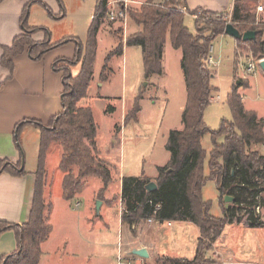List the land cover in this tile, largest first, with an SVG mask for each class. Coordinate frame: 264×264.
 Wrapping results in <instances>:
<instances>
[{
  "label": "trees",
  "instance_id": "16d2710c",
  "mask_svg": "<svg viewBox=\"0 0 264 264\" xmlns=\"http://www.w3.org/2000/svg\"><path fill=\"white\" fill-rule=\"evenodd\" d=\"M5 0H0V3ZM264 1V0H263ZM109 0H99L96 16L90 26L86 44L76 38H66L52 44L51 34L45 29L28 25L30 9L33 5L43 6L50 17L57 18L49 7L41 1L29 3L22 15L23 33L17 36L10 48L3 49L2 66L14 72L13 58L28 53L33 61H40L53 49L75 43L76 56L73 59H59L54 70L63 73V110L52 122L45 126L36 121H25L18 125L16 145L23 151L19 137L23 125H36L41 131L38 168L35 172L36 184L30 214L26 224L0 221V236L12 231L16 235L18 249L11 255L0 258V264H40L42 244L50 237L52 203L45 198L47 185L46 157L52 144L62 147L59 164L64 174L63 197L73 201L85 188V179H101L107 187L112 180L111 166L97 153V126L89 107L80 106L87 97L94 76V64L98 49V34L108 18ZM160 0H148L139 10H131L130 19L140 30L126 39V46L142 49L146 77L164 74L162 59L164 47L169 40L173 48L182 50V70L187 88V103L182 115V130L171 131L167 149L171 160L159 169L156 180L157 190L149 192L147 185L152 182L147 177H124L122 182L123 220L129 224L141 223L155 217L163 222H191L200 230L195 257L181 261L162 256L154 264H216L210 253L213 245L230 224L243 223L257 229L264 227V218L256 213L255 207L264 206V124L253 112L244 108L239 86L235 85L227 99L231 120H222L218 130H212L205 122L206 109L211 105L217 88L213 84L214 74L208 65L210 48L225 35L231 23L241 32L257 31L254 42L237 41L241 50L250 49L256 59L264 58V27L254 25L259 0H235L232 15L211 13L202 10L195 20L196 33L185 24L186 15L180 8H187V0H169L155 5ZM61 3V2H60ZM255 13V14H254ZM46 33V39L36 42L32 36ZM124 41L106 58L101 79L106 81L110 74L109 64L113 57L122 55ZM81 64V72L73 77L71 69ZM141 94L126 122L135 120L140 111ZM210 135L213 150L208 154L203 148V139ZM223 138L222 144L218 139ZM209 158V176L204 174V162ZM22 163L3 162L0 175L10 173L24 176ZM208 181H216L221 194L223 217L211 214V203L203 199V189ZM225 196L234 199L233 206L226 209ZM160 209L155 214V207ZM148 264L147 260L146 263Z\"/></svg>",
  "mask_w": 264,
  "mask_h": 264
},
{
  "label": "crops",
  "instance_id": "0c3cea01",
  "mask_svg": "<svg viewBox=\"0 0 264 264\" xmlns=\"http://www.w3.org/2000/svg\"><path fill=\"white\" fill-rule=\"evenodd\" d=\"M36 0H5L0 3V165L3 162H10L13 164L22 163L23 170L26 171L24 176H15L10 173H2L0 175V221H5L13 224H26L30 220V214L32 209V203L34 198L35 184H36V176L35 172L37 168L32 171H27L24 167V150L21 151L15 142L16 139V131L18 125L22 124L25 121H36L40 122L43 125H49L52 120L62 112L63 104H62V95L64 93V81H63V73L54 70L55 62L59 59H73L76 56L77 45L75 43H68L66 45L57 47L52 51L48 52L40 61H33L28 53H24L17 57L13 58L14 63V72L13 74L10 71L2 66V56L3 49L10 48L13 45L15 38L23 33V27L21 23L23 12L26 6ZM46 4L52 13L57 18H52L49 16L47 10L39 5L35 4L30 9L28 25L31 28L45 29L56 28V23L62 21L66 18V15L63 12H59L57 3L54 0H38ZM145 1V0H142ZM235 0H187V8L189 12H195L197 10H202L211 13H228L230 16L232 15V11L234 8ZM60 2V1H59ZM99 2L94 5L93 13L90 16V20L88 24H86V37H63L62 35L57 33V37L51 39L52 44H57L63 41L66 38H76L80 40L83 44H86L88 38V32L90 26L96 16V9ZM113 29V28H112ZM112 29L107 28L105 24L101 27V30L98 34V49L96 60L94 64V76L90 83L87 97L80 102V106L91 108L94 116V120L97 126V138H96V147L97 153L101 159L105 160L110 166L111 164L107 161V159L114 158L115 154L119 149L123 148V133L125 134L128 127H134L133 131L140 130L142 122L144 120L143 117L151 116L153 112L151 105L145 106L143 103V99L140 102V111L137 114L135 120L131 122H126V118L129 112L134 108L137 98L142 94V90L138 95H134L133 99L129 104H124L119 107H114L110 113H105L104 118L98 121L97 115L94 109V105L91 103L92 100H102L104 98H113L115 97L114 91L120 87V84L115 82L116 63L120 64L119 58L121 56L123 61L122 68V79L124 81L125 70L127 68V64L130 60H136L137 62H141L142 67V76L145 80H147V86H154L158 88H163L166 90V85L163 83L167 75L168 71L171 68L176 66L178 70L176 72L177 80L179 87L182 90L186 91L185 101L183 103V110L181 112V119L176 125H171L168 122L166 126L165 132L162 134L164 143L162 144V149L159 151L154 158L152 168L149 172L142 171L141 173H134L130 169L132 173L130 176L115 175V178L112 177L111 183L117 185V193L121 195L122 191V182L124 177H147L152 180V182L156 183V180L159 176V169L165 167L169 164L171 160V154L167 149V143L169 139V135L173 130H182V115L185 110V106L187 103V88L184 73L182 70V59L183 53L180 49H174L170 43H166L164 47L162 66L164 70V74L160 75H151L150 77H146L143 63V54L142 49L137 46L128 47L126 46V39L128 38V34L124 37V49L122 55H116L112 58L109 64L110 74L106 81H102L101 76L103 69L106 65V58L104 59V64L102 65L99 60V53L103 47L111 52L116 49L117 42L116 37H114L112 33ZM139 31V29H137ZM137 32V31H136ZM46 35V34H45ZM223 37V36H222ZM32 38L36 42H42L46 39L44 38V34L42 31L35 33ZM114 41H112V39ZM234 39V38H233ZM235 40V39H234ZM170 45V46H169ZM235 56L236 62L241 63L242 57L237 56V51L239 50L237 41L235 40ZM136 49V50H133ZM220 61L219 57L216 56ZM264 73V70L259 67ZM180 71V73H179ZM81 72V64L74 66L71 69V73L73 77H77ZM244 72V70H243ZM248 77L244 79H239L235 81L232 89L235 85L239 86L238 92L243 98L244 108L247 112H253L257 115L258 120L263 121L264 124V115L262 112L255 107H247L245 91L240 88H249L250 83ZM123 84V83H122ZM215 86V85H214ZM216 87V86H215ZM124 88V84L122 85V89ZM217 88V87H216ZM124 93V90H122ZM228 99V98H227ZM222 97L220 94L216 95L212 101H221ZM227 102V101H226ZM151 108V110H148ZM148 120V119H147ZM149 121V120H148ZM207 124V123H206ZM30 127H37L33 124L23 125L20 135L27 131ZM38 128V127H37ZM124 130V131H123ZM40 137L41 131L39 129ZM121 135V138L119 136ZM40 140V138H39ZM57 144V143H54ZM51 148V147H50ZM23 149V148H22ZM213 148L210 151L211 152ZM49 152V151H48ZM62 157V156H61ZM48 154L46 157V169L48 163ZM61 161V159H60ZM60 164V163H59ZM122 164V161H121ZM123 168V164L121 165ZM60 169V167H59ZM126 169V165L124 163V170ZM210 174V171H209ZM209 176V175H208ZM63 179L64 174L61 171V174L58 176V180L55 183V178L51 177L50 173L47 171V185L45 189V198L52 203V213H51V224L53 226L52 233L47 241L42 244V257L40 259V264H49L51 260V255L54 252H57L64 246L70 243V235H65L60 237V239L56 240L54 235L56 233V224H61L64 226L66 219L68 216H73V208L71 201H67L63 197ZM110 183V184H111ZM110 184L105 187L102 182V187L97 194V197L101 199H109L108 188H110ZM86 186V184H85ZM218 187V186H217ZM102 192L105 193V196H101ZM221 198V194H220ZM99 200V199H97ZM102 201V200H99ZM103 203V201H102ZM233 202L229 205V207L233 206ZM80 203L77 204L76 208H79ZM102 206V205H101ZM105 206L104 217L108 222V226L114 223L118 224L119 215L118 213L113 214V208L107 204ZM102 206V207H103ZM124 206V204H123ZM222 206V204H221ZM228 207V208H229ZM223 208V207H222ZM226 208V209H228ZM124 209V208H123ZM102 208L98 214H102ZM224 213V210H223ZM214 216V215H213ZM217 217V216H216ZM59 218V219H58ZM64 221V222H63ZM57 222V223H56ZM125 223V237L126 243L130 246V253L135 249H146L149 258L143 259L138 257L137 261L139 264H145L146 260L156 259L162 256H169L174 259H178L181 261L192 260L195 257L197 243L200 238V230L199 228L191 222H163V223H154L151 225L142 223H134L129 224ZM192 224V233L196 236V240L193 244L187 246V240L184 232L187 229V225ZM178 228L176 232H172L171 229L175 226ZM234 225V224H232ZM246 225V224H245ZM127 228L132 230L137 229L138 234L135 238H131L128 235ZM166 228L170 231L167 232L166 235H163L164 240H167L166 246L162 242H159L161 239L160 234L162 233V229ZM89 235H91V230H88ZM116 233V232H115ZM116 238V239H115ZM113 241L109 244V251H107V257L110 259V264H115L116 260V252H117V233ZM177 240L179 243L177 247H171L169 241ZM69 241V242H68ZM219 242V241H218ZM162 243V246L160 245ZM168 244V245H167ZM18 249V243L16 239V235L14 232L9 231L0 236V258L11 255ZM227 253L231 254L228 249ZM221 253L223 251H220ZM224 253V252H223ZM132 254V253H131ZM89 258L94 257V261L96 260L95 256L97 255L96 247L88 248ZM229 257H232L229 255ZM228 257V258H229ZM233 258V257H232ZM96 262V261H95ZM256 262V261H255ZM264 263V262H262Z\"/></svg>",
  "mask_w": 264,
  "mask_h": 264
},
{
  "label": "rangeland",
  "instance_id": "374dc122",
  "mask_svg": "<svg viewBox=\"0 0 264 264\" xmlns=\"http://www.w3.org/2000/svg\"><path fill=\"white\" fill-rule=\"evenodd\" d=\"M57 3L59 12H63L66 18L59 23H56V28H46L51 34V39L57 37V33L63 37H86V24L90 20V16L93 13L94 5L99 0H54ZM61 3H60V2ZM148 1V0H145ZM264 4L263 0H259V4ZM258 4V5H259ZM142 6H137L134 10H139ZM131 12V11H130ZM255 14V13H254ZM262 16H255L254 25L262 27L258 19L261 20ZM231 18L229 17V23ZM107 28H113L112 33L116 37V42L125 41V36L138 32L137 27L129 18L128 26L124 29L121 22L105 21ZM185 24L192 33H196L195 20L191 15H186ZM45 38V32L42 31ZM114 41L113 38H111ZM166 43H170L168 40ZM171 44V43H170ZM235 40L224 35L219 37L214 43V56H218L220 61L218 66L212 67L211 70L214 74L213 84L217 87V92L214 94H220L221 101H212L211 105L206 109L205 122L212 130H218L221 126L222 120H231L232 114L230 108L227 105V98L232 92V87L235 81L246 78L243 72L247 66V57L251 55V50L237 51V56L242 57V61L239 65L236 62L235 54ZM118 46V45H117ZM170 46V45H169ZM173 47V46H172ZM175 49V48H174ZM136 50V49H133ZM109 51L106 47H103L99 53V60L101 64H104V59L109 55ZM120 64L116 63L115 70V82L120 84V87L114 91L115 97L104 98L100 101L92 100L94 109L97 115L98 121L104 118L105 113H110L114 107H119L124 104H129L134 95H138L141 91L143 94V103L145 106L151 105L153 112L151 116L143 117L144 120L140 127V130L133 131L134 127H128L126 133H123V148L119 149L117 153H114V158L107 159L111 164L112 177L115 175L130 176L132 170L134 173H141L142 171L149 172L152 168L155 155L161 151L162 144L164 143L162 134L166 130L168 122L171 125H176L181 119V112L183 110V103L186 97V91L184 92L179 87L176 72L178 67H172L168 71L167 77L162 81L166 85V90L163 88H156L154 86H147V80L142 76V65L136 60H130L125 70L124 81L122 79V66L123 61L120 56ZM180 73V71H179ZM248 82L250 87L240 88L245 93L247 107H255L259 109L264 115V73L258 68L256 73L248 76ZM238 82V81H237ZM124 88L122 89V85ZM124 90V93L122 92ZM212 99V100H213ZM148 108V110H151ZM105 111V113H104ZM149 121H148V120ZM124 131V130H123ZM40 133L39 128L30 127L27 131L20 135L21 146L24 150V167L27 171H32L37 168L39 154H40ZM121 138V135L119 136ZM223 138L218 139V143L222 144ZM203 148L210 151L213 148V142L210 135H206L203 139ZM263 148V147H262ZM209 154V152H207ZM47 171L51 177L55 178V183L58 180L61 170L59 169V163L62 156V147L59 144H52L49 149ZM121 161L123 168H121ZM124 163L126 169L124 170ZM204 174L209 175V158L204 162ZM85 188L83 192L71 201L73 208V216H68L64 226L56 224V233L54 238L56 240L65 235H70V243L64 245L58 252H54L51 255L49 264H110V259L107 257V251H109V244L113 241L117 233L119 237L120 231L124 239L125 248L128 250L130 246L126 243L125 237V223L123 220L124 206L122 202V196L117 193V185L110 184L108 188L109 199H101L97 197L98 192L102 187V180L90 177L85 180ZM122 194V191H121ZM101 196H105L102 192ZM102 201H99V200ZM203 199L211 203V214L215 217H223V208L221 206L220 191L217 187L216 181H208L203 189ZM101 205H109L113 208V214L118 213V224L114 223L108 226V222L104 217L105 206H101L103 213L100 215L97 212L98 203ZM80 203L79 208H76ZM226 204V203H225ZM231 204V203H230ZM261 216L264 218V206L262 207ZM59 219V218H58ZM64 222V221H63ZM57 223V222H56ZM142 224L144 223L141 222ZM145 224L151 225L147 221ZM175 225L171 231L176 232L178 228ZM187 229L183 235L187 240V246L193 244L197 239L192 233V224L187 225ZM91 230L89 235L88 230ZM170 230L163 228L160 234L162 242L166 246L167 240H164L163 235H166ZM116 232V233H115ZM128 235L131 238H135L138 234V230H132L127 228ZM116 239V238H115ZM219 241V242H218ZM213 245V251L210 253L216 264H223V259H226L231 255L237 261L243 262H264V227L253 229L243 223L230 224L226 227L222 236ZM69 242V241H68ZM162 243L160 245L162 246ZM178 241L171 240L169 244L171 247H177ZM168 245V244H167ZM96 247L97 255L89 258L88 248ZM226 249L229 250L226 251ZM220 251H223L222 253ZM138 257L136 258L137 261ZM157 259V258H156ZM156 259L147 260L148 264H154ZM134 264H139L138 262ZM146 263V262H145Z\"/></svg>",
  "mask_w": 264,
  "mask_h": 264
},
{
  "label": "built area",
  "instance_id": "2783aa9c",
  "mask_svg": "<svg viewBox=\"0 0 264 264\" xmlns=\"http://www.w3.org/2000/svg\"><path fill=\"white\" fill-rule=\"evenodd\" d=\"M165 2H169V0H160V2H156L155 5L164 4ZM147 4V1L142 0H109L107 5L108 18L110 22H121L124 26V29L127 28L130 11L137 6H143ZM185 15H190L189 11L186 8H180ZM256 14L261 15V20L259 25L264 27V4H259L256 9ZM201 13L191 15L194 20H197ZM247 57V66L244 68V73L246 77L251 76L256 73L257 69L260 67V62L264 60V58L256 59L253 54L246 56ZM219 60L216 56H214V45L210 48V55L208 57V65L212 68L218 66ZM262 152L264 153V146L262 148ZM160 209V206L157 205L155 207V214ZM256 213L261 216L262 205L259 203L255 207ZM150 224L159 223L155 217L148 219L147 221ZM136 256H133L130 251L125 248L124 239L122 236V232L120 231L118 242H117V252H116V260L115 264H134L136 261ZM223 264H264L258 262H243L237 261L232 257L223 259Z\"/></svg>",
  "mask_w": 264,
  "mask_h": 264
},
{
  "label": "water",
  "instance_id": "95a60500",
  "mask_svg": "<svg viewBox=\"0 0 264 264\" xmlns=\"http://www.w3.org/2000/svg\"><path fill=\"white\" fill-rule=\"evenodd\" d=\"M225 35H228L235 40L243 41V42H254L257 40L258 32L257 31H247L245 33H241L232 23H229L227 25V28L225 30ZM260 67L264 70V60L260 62ZM23 170V168H21ZM147 190L149 192H153L157 190L158 186L156 183L151 182L150 184L147 185ZM224 201L226 203V208L229 207L230 203L233 202V198L230 196H225ZM101 209V203L99 202L97 205V212L99 213ZM133 256L140 257L143 259H148L149 254L146 249H135L132 252Z\"/></svg>",
  "mask_w": 264,
  "mask_h": 264
}]
</instances>
